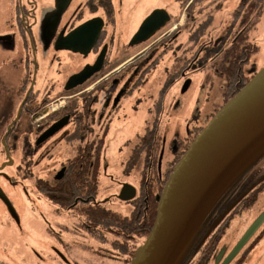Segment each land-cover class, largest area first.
<instances>
[{
	"label": "flooded vegetation",
	"instance_id": "af4514ba",
	"mask_svg": "<svg viewBox=\"0 0 264 264\" xmlns=\"http://www.w3.org/2000/svg\"><path fill=\"white\" fill-rule=\"evenodd\" d=\"M167 12L170 20L162 28L147 41L131 45L134 33L125 38L115 29L117 9L114 0H0V156H4L5 152L10 153L18 175L31 176L33 166L36 165L34 158L51 156L50 144L61 141L70 143L75 149V154L59 167L52 168L50 178H37V189L51 202L47 194L48 189L64 184L68 173L86 174L91 181V184L86 186L88 188H94L97 176L96 194L88 197L78 195L75 202L67 208L56 205L58 208L80 211L79 205L91 204L96 209L103 207L121 217H129L133 211L140 209L142 203L147 210L156 199L158 200L160 189H163L175 165L190 145L192 130L189 117L185 116L184 124L178 125L170 139L167 127L164 126L172 114L169 115L170 111L175 114L182 107L180 100H175L168 110L167 99H170L171 88L179 81L185 91L190 82V70L199 69L197 61L201 52L199 55L194 52L191 57H187L184 51L175 56L176 65L173 71L159 89L153 106L146 110L144 126L136 131L132 138H124L127 140L118 150V153L125 152L120 162L123 167V179L112 178L107 172L109 143L122 136L124 130L122 125H118L127 115L126 112L121 113L125 106L123 101L142 88L149 72L159 63L160 56L134 65L131 71H124L120 77L112 76L116 69L108 70L113 68V63L153 42L154 38L167 30L173 20V15L168 9ZM98 17L103 20L104 25L86 55L63 47L69 33ZM89 35L88 32L82 44L77 37L72 45L87 49ZM104 50L103 64L94 67ZM126 60L127 58L124 61ZM77 74L81 76L74 78ZM167 83L171 85L167 91H163ZM101 94L103 103L100 101ZM141 100L142 98H137L131 107L135 114L143 104ZM132 139H135L134 144L130 142ZM19 143L22 144V157L18 159L16 152ZM167 155L172 158L165 163ZM134 170H138L137 179L131 181L128 177ZM103 173L118 183L120 189L99 199L100 177ZM124 187L127 189L124 192L126 196L132 194L131 189H134V194L129 200L119 198ZM241 192L236 190L233 195L235 197L219 204L207 224V229L217 223L213 233L224 237L222 229L228 222L223 216L244 207V203H238L236 198ZM120 200L128 205H125L128 207L126 213L122 214L111 208L112 203ZM80 213L85 216L83 227L91 234L88 230L93 228L92 221L87 219L83 211ZM143 221L144 219H141L137 225H133L129 234L121 231L114 234L112 227H106L105 236L110 238V242L103 244H109L112 250L118 252L112 247L111 240L122 238L124 241L125 238L126 249L128 248L133 256L134 251L144 243L150 233L144 235L146 229L143 227ZM207 229L201 235L205 234ZM260 229L258 235L264 227L261 231ZM254 239L250 240L247 247L249 249H243L239 257L229 264H244L241 260L247 258L255 248ZM230 249L226 247L225 255L218 264L222 263Z\"/></svg>",
	"mask_w": 264,
	"mask_h": 264
},
{
	"label": "rangeland",
	"instance_id": "374dc122",
	"mask_svg": "<svg viewBox=\"0 0 264 264\" xmlns=\"http://www.w3.org/2000/svg\"><path fill=\"white\" fill-rule=\"evenodd\" d=\"M194 1L187 0L181 6L177 0H114L117 9L115 29L121 37L129 38L156 8L168 9L173 15V20L169 28L154 38L153 42L145 44L113 63L111 66L113 68L108 70L116 69L112 76L120 77L124 71H131L134 65L141 64L148 58L152 60L160 56L159 63L149 72L142 88L131 98L123 101L125 106L121 113L126 112L127 115L118 122V125H122L124 130L122 136L109 143L107 150L106 161L109 166L107 172L112 178L123 179V167L120 162L125 152L118 153V150L128 137L132 138L135 132L144 126L145 112L153 106L159 89L173 71L176 65L175 56L185 51L186 56L191 57L200 44L219 41L232 26L235 11L241 2V0H203L191 8L190 5ZM253 17L254 14L251 18ZM210 18L211 23L201 37L200 43L192 42L190 40L192 30ZM234 31L236 32L233 29L230 35L232 38ZM249 38L256 43L257 51L251 55L250 62L244 70L248 76H252L264 67V8L249 30ZM134 54L136 55L133 57ZM126 58L127 60L124 61ZM189 78L190 82L185 91L182 89V82L179 81L170 90V99H167L168 110L175 100H180L182 107L175 114L171 111L169 113L172 114L164 125L168 130V139L180 123L184 124L185 116L189 117L193 136L195 128L206 126L216 111L224 105L226 79L213 64H207L198 70L192 68ZM102 97L103 94H101V103L104 102ZM137 98H142L143 104L135 114L131 111V107L136 103ZM134 141L135 139H132L131 144H134ZM1 145L0 143V150ZM20 145L22 144H18L16 152L18 159L22 157ZM49 146H51V156L34 158L36 165L33 166L31 176L18 175L13 167L15 161L10 153L5 152L4 156H0V264H129L130 261L112 250L109 244L98 242L87 232L83 227L85 220L83 213L78 209L66 211L58 208L37 189V178H48L52 168L59 167L62 162L75 154L72 145L65 141ZM171 158V155H167L165 163ZM136 171L134 170L128 179L135 181L138 175ZM110 177L105 176L104 173L101 175L99 199L120 189L118 183ZM125 205L126 202L115 201L111 204V208L123 214L128 209ZM263 210L264 191L259 194L253 205L248 207L244 205L226 219L228 223L223 227L222 234H224L223 240L226 238L230 240L229 243L224 240L229 245L228 248L234 246ZM263 227L264 225L260 231ZM258 233L253 237L255 248L247 258L241 260L244 264H264V229L259 235ZM249 244L244 249H247Z\"/></svg>",
	"mask_w": 264,
	"mask_h": 264
},
{
	"label": "water",
	"instance_id": "95a60500",
	"mask_svg": "<svg viewBox=\"0 0 264 264\" xmlns=\"http://www.w3.org/2000/svg\"><path fill=\"white\" fill-rule=\"evenodd\" d=\"M170 20L166 9L153 10L141 23L130 44L150 39ZM101 18L88 21L65 38L63 46L84 53L91 50L103 28ZM89 32V47L81 43ZM104 52L94 67L103 64ZM81 74L74 75L75 77ZM264 152V67L230 98L194 137L158 197L152 230L137 248L130 264H178L190 241L234 180ZM129 186V185H128ZM131 187V186H130ZM133 188V187H132ZM129 189V188H128ZM119 198L129 200L133 194ZM129 191V190H128ZM264 225V210L244 231L221 264L231 263ZM224 245L215 255L218 264L225 255Z\"/></svg>",
	"mask_w": 264,
	"mask_h": 264
},
{
	"label": "trees",
	"instance_id": "16d2710c",
	"mask_svg": "<svg viewBox=\"0 0 264 264\" xmlns=\"http://www.w3.org/2000/svg\"><path fill=\"white\" fill-rule=\"evenodd\" d=\"M186 1L187 0H179L180 5L183 6ZM202 1L203 0H195L190 7L193 8ZM263 8L264 0H241L240 5L235 11L233 24L229 28L227 34L217 42L199 45L195 52V55H199L201 52L200 58L197 61V67L199 69L211 63L221 75L225 76L224 103L232 98L253 76H248L244 70L245 66L250 62L251 55L257 51L256 43L249 38V30L252 28L255 20L261 15ZM253 14L254 17L251 18ZM210 23L211 18L194 28L190 34V40L199 43ZM233 29H235L236 32L234 31L235 34L232 38L230 35ZM229 39L231 40L229 41ZM170 85L171 84L167 83L163 91H167ZM201 129L202 127L195 128L192 140ZM90 182L86 174L70 172L64 184L48 189L47 194L56 205L67 208L70 204L75 202V198L78 195L88 197L89 195L97 193V176L95 178L94 188L86 187L91 184ZM236 190L242 191L236 198L238 199V203H244L243 205H245V207L253 205L259 194L264 191V152L234 180L220 197L190 241L178 264H212L217 250L222 245L229 246L226 244V241L229 243L230 240L226 238L224 239L226 241H224V237L217 235V233H213L217 223L214 227L213 224L210 229H207V224L219 204H221L223 200H229L235 197L233 195ZM161 192L162 188L159 194H161ZM145 207V204L142 203L140 209L133 211L129 217H121L106 211L103 207L96 209L91 204L90 206L79 205L80 211H83L87 215V219L92 221L93 228L90 227L88 231L97 239H100L102 243L110 242V238L105 236L106 227L107 229L112 227V233L114 234L119 233V231L124 234H129V232L132 231L131 227L137 225L141 219H144L143 227L146 230L143 233L146 235L150 232L156 219L158 200L156 199L147 210ZM233 213L234 211L232 210L228 214L225 213L223 217L226 219L230 218ZM147 222H150V224H147ZM94 226L99 228L95 229ZM206 229L207 232L201 235ZM99 232L101 233L100 235L98 234ZM198 237L202 239L200 240ZM125 240V238L124 241L122 238H113L111 240L112 247L116 249L118 251L117 253L121 257H124L125 260L131 261L132 254L128 248L126 249ZM198 240L200 241L196 245ZM253 243L255 244V242ZM189 259L191 261H188Z\"/></svg>",
	"mask_w": 264,
	"mask_h": 264
}]
</instances>
